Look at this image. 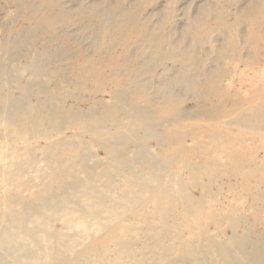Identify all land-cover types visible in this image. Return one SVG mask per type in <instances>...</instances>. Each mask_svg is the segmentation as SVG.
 <instances>
[{"label":"rangeland","instance_id":"1","mask_svg":"<svg viewBox=\"0 0 264 264\" xmlns=\"http://www.w3.org/2000/svg\"><path fill=\"white\" fill-rule=\"evenodd\" d=\"M0 264H264V0H0Z\"/></svg>","mask_w":264,"mask_h":264}]
</instances>
